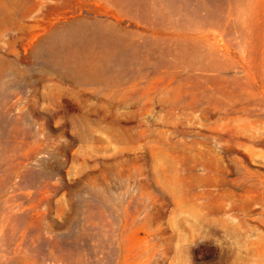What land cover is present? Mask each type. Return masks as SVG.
I'll return each mask as SVG.
<instances>
[{
    "label": "rangeland",
    "instance_id": "obj_1",
    "mask_svg": "<svg viewBox=\"0 0 264 264\" xmlns=\"http://www.w3.org/2000/svg\"><path fill=\"white\" fill-rule=\"evenodd\" d=\"M0 264H264V0H0Z\"/></svg>",
    "mask_w": 264,
    "mask_h": 264
},
{
    "label": "bare ground",
    "instance_id": "obj_2",
    "mask_svg": "<svg viewBox=\"0 0 264 264\" xmlns=\"http://www.w3.org/2000/svg\"><path fill=\"white\" fill-rule=\"evenodd\" d=\"M72 31H73V29L67 26V27L64 29V32L62 31L61 33H58V36H62V35H66V34H70V33H72ZM102 37H103V36H100V39H103ZM66 59H67V58L61 56V57H59V58L56 59V60H57V63H58L61 67H63V68H68L69 62H67L68 60H66Z\"/></svg>",
    "mask_w": 264,
    "mask_h": 264
}]
</instances>
